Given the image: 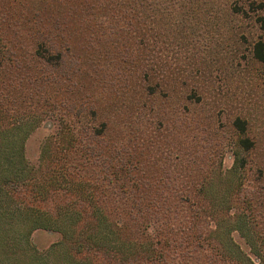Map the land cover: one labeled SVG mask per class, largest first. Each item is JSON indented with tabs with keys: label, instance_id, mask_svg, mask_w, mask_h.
Masks as SVG:
<instances>
[{
	"label": "trees",
	"instance_id": "trees-1",
	"mask_svg": "<svg viewBox=\"0 0 264 264\" xmlns=\"http://www.w3.org/2000/svg\"><path fill=\"white\" fill-rule=\"evenodd\" d=\"M198 1L0 0V264H157L170 252L178 264L183 239L169 243L164 224L182 218L185 206L180 201L203 205L209 201L206 196L213 209L210 215L204 208L195 209L203 217L201 225H187L191 242L201 235V227L219 231L234 219L251 250L261 255L252 240L253 221L244 216L257 197L241 183L246 155L256 146L244 116L235 114L230 120L235 133L231 167L220 175L216 163L211 175L199 181L201 195L196 199L182 191L170 194L166 179L149 175L146 136L113 134L109 118L98 117L101 104L122 103L130 90L117 62L108 66L95 51L102 45H132L137 52L136 89L153 95L148 72L162 57L158 45H164L167 21L172 17L180 22L188 35L194 25L186 15L202 14L206 8V1L202 8ZM224 7L251 14L257 30L251 57L264 69V0H228ZM67 45H79L87 55L71 53ZM154 45L158 48L152 50ZM15 69L20 73L17 87L38 101L37 107L32 100L30 105L20 103L25 96L14 91L9 72ZM158 71L165 72L164 67ZM154 117H145L148 125L161 123V115ZM45 119L55 128L41 140L32 167L23 158L22 141ZM213 178L221 179L219 190L203 193ZM242 192L249 197L243 198ZM35 229L55 231L58 238L37 248L30 240ZM217 234L216 245L247 264L238 246L224 240V233Z\"/></svg>",
	"mask_w": 264,
	"mask_h": 264
},
{
	"label": "rangeland",
	"instance_id": "rangeland-1",
	"mask_svg": "<svg viewBox=\"0 0 264 264\" xmlns=\"http://www.w3.org/2000/svg\"><path fill=\"white\" fill-rule=\"evenodd\" d=\"M205 1L206 8H202ZM227 1L199 0L197 6L203 9L202 14L186 15V19L194 25L188 35V30L185 33L183 27H179L180 22L169 17L164 45H158L162 47L158 52L162 57L150 64L154 69L148 72L147 81L155 88L153 95L140 94L136 89L137 52L132 45H102V50L95 51L97 57L100 55L108 66H114L117 62V67L123 70L125 76L123 82L130 90L124 95L126 98L122 103L116 105L106 100L101 104L97 110L98 117L109 118L113 134L118 131L123 137L146 136L145 142L150 143L147 148L151 161L148 168L152 169L149 175L166 179L165 189L171 191L170 194L182 191L194 195L196 199L201 195L197 191L199 181L211 175L216 163L220 175L231 167L235 133L230 120L235 114L246 118L248 133L256 140L255 148L246 155L249 160L243 172L246 179L241 183L256 191L252 196L257 197L244 216L253 221L252 240L261 249V255L257 256L251 250V244L236 228L238 222L234 219L227 220L219 231L207 223L211 230L201 227V235L193 236L195 240L191 242L193 234H189L187 225L196 221L200 223L199 218L203 217L195 209L204 208L209 215L213 209L211 197L206 196L209 201L203 205L180 201L185 206L180 214L182 218L179 221L173 219V222L168 220L164 224L169 243H174L180 237L183 239L179 246L182 251L179 250L178 264H241L243 259L240 263L234 261L226 248L216 245L214 238L218 232L224 233V240L238 246L245 255L244 260L247 257V264H264V198H259L264 197V69L251 57L250 42L257 34L249 17L251 14H239L224 7ZM176 29H180L179 32ZM67 46L74 50L71 53L85 52L87 55L79 45ZM157 48L154 45L151 49ZM81 61L83 58L78 60ZM22 62L26 65L27 59ZM143 62L148 63V60ZM159 66L164 67L165 72H159ZM30 70L34 71L33 68ZM9 72L16 87L14 91L20 96L24 95L25 91L17 87L20 73L17 69ZM134 90L136 92L132 95ZM24 96L21 104L30 105L32 100L33 107L39 105L38 101ZM32 98H36L35 94ZM147 115L150 119H154V115H161V123L148 125L145 119ZM50 123L43 120L22 141L23 158L32 167L37 165L41 140L55 128ZM142 145L136 146L139 148ZM220 180L213 178L208 181L203 193L219 190ZM246 196L249 197L242 192V197ZM227 213L232 218V208ZM57 238V232L45 229H35L30 234V240L37 248L45 247ZM165 258V261L157 264H177L171 252ZM134 263L138 264L139 261Z\"/></svg>",
	"mask_w": 264,
	"mask_h": 264
}]
</instances>
